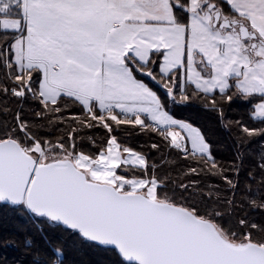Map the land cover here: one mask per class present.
Segmentation results:
<instances>
[{
  "label": "snow or ice",
  "instance_id": "obj_1",
  "mask_svg": "<svg viewBox=\"0 0 264 264\" xmlns=\"http://www.w3.org/2000/svg\"><path fill=\"white\" fill-rule=\"evenodd\" d=\"M0 227L11 264H264V0H0Z\"/></svg>",
  "mask_w": 264,
  "mask_h": 264
},
{
  "label": "trees",
  "instance_id": "obj_2",
  "mask_svg": "<svg viewBox=\"0 0 264 264\" xmlns=\"http://www.w3.org/2000/svg\"><path fill=\"white\" fill-rule=\"evenodd\" d=\"M246 108V105L243 104V102H237L232 105V108L226 109L228 113V119L234 120L239 119V113L243 112ZM177 116L181 119L190 118L194 122H197L200 125H203L206 127V129L209 131V133L212 135L213 140L215 141V146L217 149V159L230 161V158L233 154L232 149V141L229 137V134L227 130L223 129L222 127L217 125V122L215 118L207 113L204 110H201L197 107L187 108V109H179L177 110ZM143 143V141H141ZM259 144L260 141H254L251 145V148L258 152L259 150ZM3 229L0 227V232H2ZM19 255V253L13 251L11 248L5 251L3 248H0V257H6L8 260L11 261L15 256ZM77 259H83V260H90L93 261L94 264H100L101 261H103L106 256L105 254L100 253H92V254H85L82 257H76Z\"/></svg>",
  "mask_w": 264,
  "mask_h": 264
}]
</instances>
